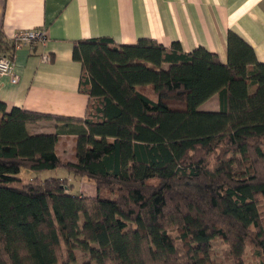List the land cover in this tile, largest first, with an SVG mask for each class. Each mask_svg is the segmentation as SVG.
<instances>
[{"label":"trees","instance_id":"trees-1","mask_svg":"<svg viewBox=\"0 0 264 264\" xmlns=\"http://www.w3.org/2000/svg\"><path fill=\"white\" fill-rule=\"evenodd\" d=\"M226 41L222 64L176 42L78 40L83 119L0 102V264H78L77 251L81 264H264V64L235 33ZM11 48L0 36V53ZM213 95L219 110H199ZM48 120L54 134L27 133ZM63 134L73 162L56 151ZM21 169L66 170L95 194L23 182Z\"/></svg>","mask_w":264,"mask_h":264},{"label":"crops","instance_id":"crops-1","mask_svg":"<svg viewBox=\"0 0 264 264\" xmlns=\"http://www.w3.org/2000/svg\"><path fill=\"white\" fill-rule=\"evenodd\" d=\"M42 29L45 45L34 43L17 50L10 76H0V102L6 111L18 108L47 116L83 119L88 96L80 93L81 65L72 59L78 40L109 38L116 45L149 39L169 47L179 43L183 52L198 48L227 62V33H235L264 64V0H0V36ZM51 61L44 63L43 54ZM216 112V95L198 108ZM1 119V116H0ZM29 135L54 134V121L26 125ZM70 144L71 156L62 155ZM74 135H60L56 145L62 160L73 162ZM62 150V153L60 149Z\"/></svg>","mask_w":264,"mask_h":264},{"label":"rangeland","instance_id":"rangeland-1","mask_svg":"<svg viewBox=\"0 0 264 264\" xmlns=\"http://www.w3.org/2000/svg\"><path fill=\"white\" fill-rule=\"evenodd\" d=\"M62 150L64 149L62 148L60 149L61 153H62ZM70 153L71 151H70V144H69V146H67L65 149V153H62V155L69 158L71 156ZM18 176L21 180H23V182H26L33 178H39L40 180L47 179V178H62V179L66 178L69 180V184H72L74 187L71 193H74V194L83 193L87 195L95 194V188L89 180L85 178L81 179L78 177H73L71 174H69L66 170H63V169H56L52 171H44V172H38V173H34V172H30L25 169H21ZM261 202H262L261 206L264 212V200H262ZM214 245H215L214 251L216 253V256L220 258V250L222 249V247H220L218 243H215ZM247 255L249 254L247 253ZM75 256L77 260L76 262L78 264H81L83 261L87 260V258L78 251L75 252ZM245 264H249L248 257L245 258Z\"/></svg>","mask_w":264,"mask_h":264},{"label":"built area","instance_id":"built-area-1","mask_svg":"<svg viewBox=\"0 0 264 264\" xmlns=\"http://www.w3.org/2000/svg\"><path fill=\"white\" fill-rule=\"evenodd\" d=\"M47 38L46 33L42 29L25 30L15 33L10 39L9 43L12 50H17L24 46H32L34 43H40L45 45ZM41 60L44 63H49L51 57L45 53L41 56ZM13 68V57L12 55L0 53V76H10L12 83L17 82V77L12 73Z\"/></svg>","mask_w":264,"mask_h":264}]
</instances>
